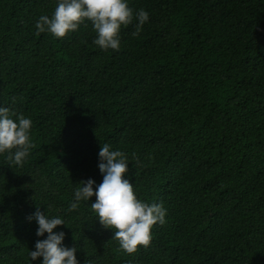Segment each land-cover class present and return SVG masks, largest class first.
<instances>
[{
    "label": "trees",
    "instance_id": "obj_1",
    "mask_svg": "<svg viewBox=\"0 0 264 264\" xmlns=\"http://www.w3.org/2000/svg\"><path fill=\"white\" fill-rule=\"evenodd\" d=\"M56 0H0V106L32 120L22 165L0 154V264H32L37 207L79 264H264V0H128L148 21L101 50L90 23L38 33ZM125 153L137 197L161 203L148 246L121 250L76 184ZM47 234H45L46 236ZM34 264H39V258Z\"/></svg>",
    "mask_w": 264,
    "mask_h": 264
},
{
    "label": "clouds",
    "instance_id": "obj_2",
    "mask_svg": "<svg viewBox=\"0 0 264 264\" xmlns=\"http://www.w3.org/2000/svg\"><path fill=\"white\" fill-rule=\"evenodd\" d=\"M136 21L132 36H137L148 21L149 14L143 8L136 10L128 6V0H56L50 16L40 15L35 22L38 33H48L54 38H63L76 31L82 24L91 25L95 32L92 43L101 50L118 51L120 31ZM32 120L17 114L6 106H0V154H6L11 163L20 166L33 147L30 139ZM97 167L102 176L99 184L91 178L77 183L68 210L78 209L81 202H88L96 220L105 229L112 230V239L126 253H135L139 246H148L154 225H164L166 209L161 203H146L134 192L133 183L126 178L129 162L125 153L103 143L97 153ZM26 219L36 224L37 239L29 250L32 264H79L77 247L63 244L65 233L54 231L64 225L59 215L50 216L37 207ZM45 234H47L45 236Z\"/></svg>",
    "mask_w": 264,
    "mask_h": 264
}]
</instances>
